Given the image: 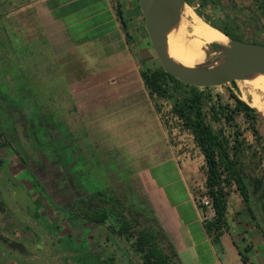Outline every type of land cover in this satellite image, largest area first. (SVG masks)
I'll list each match as a JSON object with an SVG mask.
<instances>
[{"label": "rangeland", "instance_id": "rangeland-1", "mask_svg": "<svg viewBox=\"0 0 264 264\" xmlns=\"http://www.w3.org/2000/svg\"><path fill=\"white\" fill-rule=\"evenodd\" d=\"M200 1L185 3L180 22L170 34H184L185 45L174 46L203 55L202 62L213 52L210 44H220V41L218 34L212 33L193 14L192 10ZM232 2L235 4L236 0H225L224 7L227 9ZM248 2L242 0L243 4ZM34 13V19L29 22L24 18L21 6H10L8 0H0V131L3 133L0 136V155L5 159L2 161V173L5 171L8 178L2 180L0 177V264H117L113 259L102 260L106 250L103 240L98 239L97 242L89 239L87 242L80 236L82 231L86 232L84 222H79V231L65 224L66 220L57 208L58 202L50 196L48 200L44 198L43 185L39 181L33 180L36 182L32 187L29 183L33 175L29 171L22 173V167L31 165L38 172H48L49 161L55 159L59 172L61 169L62 172L67 171L65 168L68 167L74 170L76 190L81 194L90 192L115 198L126 210L142 209L144 214L133 218L134 222H138L133 227L134 231L159 226L164 233L144 182L146 170L172 157L193 198L205 192L204 158L170 112L169 103L150 98L152 119H149V116L145 117L144 106L138 105L134 99L129 101V96L99 92L91 82L90 77L95 71L90 57L79 58L77 67L70 62L73 53L57 57L39 33L36 11ZM194 27H202V31L194 33ZM142 29L145 30L144 26ZM134 36L136 40L140 39L136 32ZM140 47L138 43L132 45L133 57L121 53L114 58L120 62L130 61L135 65V71L159 65L158 60L152 62L139 58ZM147 47L152 59L156 57L150 43ZM110 73L108 84L114 87L117 77L112 75V71ZM253 79L210 87L207 93L212 100L206 102L205 109L216 101L231 107L233 94L248 105L259 104L264 110V92L253 85ZM131 84L137 87L133 81ZM133 93L136 99L138 94L141 98L140 92ZM255 96L257 100L253 101ZM140 112L143 116L138 118ZM8 115L19 132H33L35 140L28 134L32 140H21L19 145ZM208 121L215 131H223L230 143L234 131H239V140L256 149L260 168L264 170V145L262 148L257 144L252 131H256L263 143L264 125L260 116L254 122L247 121L240 113L229 123L224 118L216 122L208 117ZM20 146L24 152L27 150L28 156L21 160L23 166L10 170L9 165H17V157L23 154ZM42 161L43 166L40 165ZM245 162L248 164L247 158ZM148 172L154 178L159 169ZM35 173L32 171V174ZM53 176L52 173L49 178L58 182L59 178ZM171 176L174 177V174L168 173L166 179ZM61 179L58 184L64 186L66 182ZM160 181L164 180L156 176L151 185ZM173 187L177 189L179 199L187 198V192L182 190L180 183L176 182ZM36 188H40L41 192L34 193ZM157 204L161 210L162 205ZM105 229L100 226L98 235ZM74 231L79 234H74ZM86 233L89 238L91 231L87 230ZM8 240L21 241L24 251L7 246ZM128 250L132 258L130 263H139L133 252ZM91 251L95 254H91Z\"/></svg>", "mask_w": 264, "mask_h": 264}, {"label": "crops", "instance_id": "crops-1", "mask_svg": "<svg viewBox=\"0 0 264 264\" xmlns=\"http://www.w3.org/2000/svg\"><path fill=\"white\" fill-rule=\"evenodd\" d=\"M249 1L243 4L242 0H236V3L232 2L227 9L230 15L246 16V24L242 25V30H246L245 35L264 43V0ZM8 2L10 6H21L24 18L29 22L34 19L36 11L39 33L44 36L45 42L51 46L57 57L73 53L74 57L70 56V62H74L76 66L79 58L89 56L92 69L95 71L93 77H90L91 82L97 86L99 92L122 93L129 96L128 100L134 99L138 105H143L145 117L149 116V119H152L151 97L140 76L141 70L135 71V65L130 61L120 62L114 58L121 53L126 57H133L132 45L138 43L141 45L138 50L139 58L152 62L158 60L157 57L152 59L148 51L149 40L146 31L142 29L143 15L137 0H8ZM223 9L227 10L226 7ZM25 19L23 21H26ZM125 31L128 32L129 38ZM134 32L137 33L139 40L134 38ZM110 71L117 77L114 80L117 81L114 87L108 84ZM132 81L137 85L136 88L131 84ZM135 91L142 94L141 98L139 94L137 99L135 98L133 93ZM230 105L233 107L234 103ZM153 113L156 117V113ZM141 116H143L141 112L137 114L138 118ZM148 169L146 175L141 177L144 178L150 193L155 215L167 241L172 245V250L177 254L179 264H264L263 231L251 218L234 185L227 198L226 229L219 239L214 240L204 226V219L212 217L213 211L208 209L209 211L202 212L197 207L175 159L167 157L149 166ZM153 169H159L154 178L148 172ZM168 173H173L174 177L166 179ZM156 176H160L164 181L151 185ZM176 182L187 192L185 200L178 198V191L173 187ZM156 201L162 205L161 210L157 208ZM89 226L91 231L89 239L104 241L106 250L104 256L101 255L104 262L113 259L117 264H131V254L121 238L110 234L106 229L102 230L99 236L98 230L104 225L90 222Z\"/></svg>", "mask_w": 264, "mask_h": 264}, {"label": "trees", "instance_id": "trees-1", "mask_svg": "<svg viewBox=\"0 0 264 264\" xmlns=\"http://www.w3.org/2000/svg\"><path fill=\"white\" fill-rule=\"evenodd\" d=\"M188 2L190 0H185V3ZM224 2L225 0H201L192 12L212 33L222 32L228 38L264 44L252 36L245 35L246 30H242V25L246 24L247 17L230 15L228 9H223ZM117 13L120 15L118 10ZM121 22L125 27L124 22ZM125 34L130 37L128 32L125 31ZM210 46L217 47L218 44L211 43ZM140 76L151 98L170 104V112L181 127L189 131L193 143L203 155L204 193L210 198L213 211L212 217L204 219L207 232L217 240L226 229L227 198L233 185L241 195L251 218L262 230L250 207L253 200L249 198L251 193L264 222V170L260 168V157L253 146L239 140V131H234L230 143L227 135L221 130L215 131L208 121V117L216 122L224 118L229 123L234 120L236 114L242 113L247 121L254 122L259 117L255 108L260 105L250 104L251 107L231 94L233 107L216 101L205 109L206 102L212 100L207 93L210 87L198 88L182 83L165 72L160 64L142 69ZM230 83L234 84L235 81ZM252 131L257 144L263 148L261 137L254 129ZM1 135L3 133L0 131ZM246 158L248 164L245 162ZM80 193L72 207V213L104 225L110 234L123 240L140 264H179L176 252L172 250L171 243L167 241L159 226H147L134 231L133 227L138 222H134L133 218L142 216V209L126 210L115 198L86 193L81 196ZM197 207L202 212L206 210L203 205Z\"/></svg>", "mask_w": 264, "mask_h": 264}, {"label": "water", "instance_id": "water-1", "mask_svg": "<svg viewBox=\"0 0 264 264\" xmlns=\"http://www.w3.org/2000/svg\"><path fill=\"white\" fill-rule=\"evenodd\" d=\"M144 21V28L161 68L182 83L198 88L222 86L231 81L251 80L264 75V44L227 37L226 44L213 47L204 61L186 66L168 54V34L181 19L185 0H137ZM254 108V107H253ZM264 125V117L259 114ZM264 145V137H263ZM251 210L264 232V222L253 196ZM9 247L24 251L23 244L10 241Z\"/></svg>", "mask_w": 264, "mask_h": 264}, {"label": "flooded vegetation", "instance_id": "flooded-vegetation-1", "mask_svg": "<svg viewBox=\"0 0 264 264\" xmlns=\"http://www.w3.org/2000/svg\"><path fill=\"white\" fill-rule=\"evenodd\" d=\"M4 104L5 103H3V105ZM6 113H7V111H6ZM8 118L11 119V125H12V128L15 130V133H16V136H17L16 137V140L18 141V144H19V142L21 140H24V141H27L28 139L29 140H32L28 136V134H29L28 131H25L24 134L22 132H19L20 131L19 128L16 126V124L14 123V121L12 120V118L9 115H8ZM51 125H53V124H51ZM30 127L32 128L31 125H30ZM29 135L30 136H33V139L35 138V135L33 134V132L30 133ZM21 150L23 151L22 147H21L20 151ZM76 150H77V148H76ZM20 155H22V156H18L17 159H16L17 165L16 164L15 165L13 164L12 167L9 165L10 170H12L13 168H15V170H17L19 168V165L20 166H23L21 164V160L22 159L24 160L25 156H28L27 150H25V152L23 151V154H20ZM53 158H54V156H53ZM3 160H5V159L2 158L1 155H0V177L2 178V180H6V179H8L7 176H6V174H5L6 172L4 171V173H2V170H1V168H2V161ZM43 161H42V164H40L41 166H43ZM48 165L50 166V167H48L49 168L48 169V172L47 171L45 172L44 170L41 171V172H38L35 169V167H31V165L30 166L26 165V168L23 166L22 169H21V171H22V173H25V172L29 171V173H31V175H33V178L34 179L30 176L32 178L31 181H30V183H29L31 186L34 185L33 183H35L36 181H39L40 184L43 185V188L44 189L43 188H41V189L44 191V195H43V193H42V195L45 196L44 198L46 200H48V196H50V197H53L56 200V202H58V205L59 206H57V208H59L58 211L64 216V219L66 220L65 221V224H67L68 226H71L72 228H74V230H78L79 231L81 229L80 228L81 224L79 222L82 221V222H84V225L87 226L85 228L86 229V232H87V230H90L89 229L90 228L89 224L92 221L86 219L85 217L77 216V215H75V214L72 213V211H73L72 210V207H73L75 201L77 200V197H78L77 195H79V192H80L79 190L78 191L76 190V187L77 186H76V181H75L74 174H73V171L74 170L72 171L68 167V169L65 168L67 171L62 172V169H61L60 172H59V169L57 168V164H56V160L55 159H51L49 161V164ZM51 166H52V168H51ZM54 168H56V169H54ZM43 169H44V167H43ZM32 171H35L36 172L35 175L32 174ZM7 172H9L8 169H7ZM52 173L54 175L53 176L54 178H56V179L59 178L58 182L54 181V179L52 180V179L49 178V176L52 175ZM26 174L29 176L28 173H26ZM27 175H26V177H27ZM61 178H63L64 179V182H66V184H64V186L58 184L60 182V179ZM63 179H61V180H63ZM33 180H36V181L33 182ZM39 189L36 188V191H34V193L35 192L37 193L38 191L41 192ZM86 194H91V193L88 192ZM80 195L82 196L83 194L80 193ZM94 195L97 196V195H100V194H94ZM34 198H36V197L34 196ZM48 220L51 221V222L54 221V220H50L49 218H48ZM77 226H78V228H76ZM86 232L85 231H82L80 233V236L84 237V239L88 242L89 238H88V234ZM73 233L74 234H79V233H77L75 231ZM62 235H67V234L63 233ZM11 241H14V240H11ZM15 241L16 242H21V241H17V240H15ZM9 242H10L9 240L6 241L7 246H9L8 245ZM91 254H95V253L91 251Z\"/></svg>", "mask_w": 264, "mask_h": 264}, {"label": "bare ground", "instance_id": "bare-ground-1", "mask_svg": "<svg viewBox=\"0 0 264 264\" xmlns=\"http://www.w3.org/2000/svg\"><path fill=\"white\" fill-rule=\"evenodd\" d=\"M197 25V24H196ZM193 26V25H192ZM195 28V27H194ZM193 29V28H192ZM175 30V29H174ZM202 31V27H196L194 29V33H198ZM192 32V33H193ZM187 34V33H186ZM176 35V33H175ZM190 35V34H189ZM209 37V36H208ZM218 39L220 41V44H226L227 42V36H225L222 32H220L218 34ZM185 35L184 34H180L178 36H174L171 35L170 33L168 34V38H167V45H168V54L169 56H171L174 60H176L179 63H182L186 66H193L196 63H199L202 58L203 55H198V54H192L189 52H186L178 47H182L185 45ZM178 47H176V46ZM188 45V44H187ZM189 49V48H188ZM193 49V48H192ZM191 50V49H190ZM253 85L258 88L260 91L264 92V75H259L256 76L253 79ZM255 91V90H254ZM244 95V94H243ZM253 97V96H252ZM252 99V98H251ZM257 97L255 96L253 98V101H256ZM254 103V102H253ZM251 104V103H250ZM258 112H260L262 114V116L264 117V110L261 109L260 107H256L255 108Z\"/></svg>", "mask_w": 264, "mask_h": 264}, {"label": "built area", "instance_id": "built-area-1", "mask_svg": "<svg viewBox=\"0 0 264 264\" xmlns=\"http://www.w3.org/2000/svg\"><path fill=\"white\" fill-rule=\"evenodd\" d=\"M189 136L191 137V134L188 130H185ZM192 138V137H191ZM193 200L196 205H203L206 209H211V201L210 198L204 193L201 196L193 197Z\"/></svg>", "mask_w": 264, "mask_h": 264}]
</instances>
